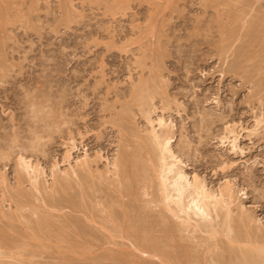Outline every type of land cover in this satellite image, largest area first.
Masks as SVG:
<instances>
[{"label":"rangeland","instance_id":"374dc122","mask_svg":"<svg viewBox=\"0 0 264 264\" xmlns=\"http://www.w3.org/2000/svg\"><path fill=\"white\" fill-rule=\"evenodd\" d=\"M0 10V230L4 234L0 237L6 240L8 236L6 241L14 242L6 243L2 238L5 243H0V264H170L174 249L169 259L166 255L172 248L165 251L166 255L159 253L166 260L158 252L149 251L152 242L148 246L138 243V247L136 236L128 235L129 220L142 214L137 213L138 207L132 211L126 207L131 198L122 197L121 182H116L122 179L118 176L120 168L110 165L125 150L128 155L141 148L139 143L149 138L152 127L161 132L158 118L169 125L166 132L172 139L171 150L189 179L197 177L216 194L230 188L232 226L242 212L253 219L248 220L252 227L264 225V22L260 20H264V0H0ZM137 85L141 87L135 90ZM143 86L146 89L142 90ZM147 86L153 89L147 92ZM150 120L154 121L151 125ZM147 149L140 152L146 171H150L143 175L151 177L142 176L150 178L151 184L148 191L144 188L149 184L138 190L142 198L137 204L159 216L169 211L155 204L158 199L149 202L152 197L147 195L154 196L159 190V166L154 165L157 169L153 171L150 165L158 154L149 155ZM83 157L90 161L91 171L81 166L76 169L75 163ZM147 157L152 158L151 163ZM20 158L36 167V182L31 178L33 173L29 175L19 167ZM153 163L159 165L157 160ZM70 167L77 173H66ZM72 183H76L74 191ZM85 183L96 187L102 183L105 194L98 193L96 187L95 193L92 185ZM103 194L111 196L112 202ZM53 196H58L57 200ZM59 200L64 206L58 204ZM108 200L115 203L112 217L116 216V222L107 217L113 211L112 207L107 210ZM222 210L220 214L226 208ZM155 216L154 220L158 219ZM219 216L215 212L212 215L216 227L206 228V221L194 219L186 230L180 223L178 227L177 221L169 224V228L177 226L176 233H183L178 234L181 240L174 234L181 246L186 245L180 251L182 257L187 248L202 256L198 263L190 257L193 254L184 256L188 261L182 258L186 263L174 257V264H222L207 258L212 252L219 253L220 248L227 253L229 248L235 249L225 254L229 257L232 253L226 264L239 262L234 256L252 247L229 239L223 230L218 234V220L222 222ZM40 217H49L53 227L45 218L41 225L47 222L51 233L44 231L45 225L41 226L43 232L32 230V223ZM100 217L106 220L100 222ZM233 230V235L238 230L236 233L245 239L241 227ZM4 231L11 235L6 236ZM157 232L153 238L160 237ZM225 245L229 247L226 251ZM223 252L220 254L224 257Z\"/></svg>","mask_w":264,"mask_h":264},{"label":"bare ground","instance_id":"6f19581e","mask_svg":"<svg viewBox=\"0 0 264 264\" xmlns=\"http://www.w3.org/2000/svg\"><path fill=\"white\" fill-rule=\"evenodd\" d=\"M0 12H1V10H0ZM3 13V12H2ZM1 13V14H2ZM260 20H262L263 22H264V20L263 19H261L260 18ZM252 22V21H251ZM253 23V22H252ZM255 24V23H254ZM260 24V23H259ZM252 25V24H251ZM258 25V24H257ZM247 26H249V24L247 25ZM1 27V26H0ZM259 27V26H258ZM261 29V28H260ZM254 30H256L255 28L253 29V31ZM248 31V30H247ZM250 31V30H249ZM263 31V30H262ZM252 32V31H251ZM261 32V31H260ZM264 32V31H263ZM262 33V32H261ZM260 33V34H261ZM252 35V34H251ZM254 35V34H253ZM262 35H264V34H262ZM248 36V35H247ZM249 37V36H248ZM255 37V36H254ZM261 37V36H260ZM260 37H258L259 39H260ZM258 38H254L255 39V41L258 39ZM250 40L252 39V38H249ZM252 41V40H251ZM259 41V40H258ZM260 42V41H259ZM259 42H258V44H259ZM261 49V48H260ZM241 50V49H240ZM264 50V49H263ZM262 50V51H263ZM258 51V50H257ZM240 52V51H239ZM258 52H261V51H258ZM243 53H245V51L243 52ZM237 54H238V52H237ZM236 54V55H237ZM158 55V54H157ZM257 55V54H256ZM263 55V54H262ZM239 56V55H238ZM241 56V55H240ZM245 56V55H244ZM158 57V56H157ZM238 58V57H237ZM155 59V58H154ZM157 59V58H156ZM258 59V58H257ZM260 59V58H259ZM238 60H239V58H238ZM157 61V60H156ZM241 61V60H240ZM158 62V61H157ZM155 64V63H154ZM241 64V63H240ZM256 64V63H255ZM239 65V64H238ZM259 65H262L261 63L259 64ZM255 66H257V65H255ZM263 66V65H262ZM2 67V66H1ZM236 67V66H235ZM157 68V67H156ZM255 68V67H254ZM264 68V67H263ZM3 69V68H2ZM257 70H259V68H257ZM155 71V70H154ZM253 71V70H252ZM156 72V71H155ZM247 72H249V71H247ZM253 73V72H252ZM254 73H255V71H254ZM253 73V74H254ZM152 74V73H151ZM1 75V74H0ZM249 76V75H248ZM263 76H264V74H263ZM150 77H151V75H150ZM257 81H258V79H257ZM263 81V80H262ZM262 81H260V82H262ZM147 82V81H146ZM158 82V81H157ZM143 84H144V81L142 82ZM153 83H154V81H153ZM159 83V82H158ZM160 84V83H159ZM260 84V83H259ZM262 84V83H261ZM260 84V85H261ZM142 85V84H141ZM141 85H137L136 87H134V89L136 90L137 88H140L141 87ZM150 85H153L152 83L150 84ZM156 85V84H155ZM158 86V85H157ZM145 86H143V89L142 90H144V89H146V88H144ZM147 87H149V89L147 88V92H149L150 91V89H153V88H150L151 86H147ZM158 89V88H157ZM134 90V91H135ZM149 90V91H148ZM155 90H156V88H155ZM154 90V91H155ZM134 91H132L131 92V94L132 93H134ZM152 92V91H151ZM156 92V91H155ZM158 92H159V90H158ZM138 94H139V96H140V98L139 99H141L142 98V94H140V91L139 92H137ZM130 94V95H131ZM138 94H135L136 95V98H137V95ZM155 94V93H154ZM153 94V95H154ZM144 95V94H143ZM152 95V96H153ZM146 95H144V100L147 102L148 100H146L147 98L145 97ZM149 96H150V94H149ZM134 100H136L135 98H133ZM141 101L142 102V106H144V102L145 101ZM133 101V100H132ZM140 102V101H139ZM146 104V103H145ZM34 105V104H33ZM40 106V105H39ZM141 106V105H140ZM127 107V106H126ZM33 108V107H32ZM42 107H40V108H38V109H41ZM124 109H125V107H123ZM34 109L35 110H38V109H36L35 107H34ZM34 109L32 110V113H35V112H33L34 111ZM127 109V108H126ZM41 110H43V109H41ZM40 110V111H41ZM123 110V109H122ZM128 110V109H127ZM39 111V110H38ZM124 111V110H123ZM122 111V112H123ZM41 112H43V111H41ZM47 113V112H46ZM36 114V113H35ZM38 114V113H37ZM44 114V113H43ZM48 114V113H47ZM51 114V113H50ZM34 115V114H33ZM127 115V114H126ZM37 116V115H36ZM36 116H35V118H36ZM45 116V115H44ZM43 116V117H44ZM52 116V115H51ZM46 117V116H45ZM128 118V117H127ZM39 119V118H38ZM41 119H43V118H41ZM147 119H149V117L147 118ZM158 121V125H157V122H156V125H157V127H159V129H161V132H158V130L156 131L155 129H156V127L154 128V127H152V129H150L151 131H150V134H148L147 136H149V138L148 139H146V140H144L143 141V143H139V144H141V148H142V151H143V148H144V150L145 149H147L146 151H147V153L150 155V154H153L152 156H154V155H156V152H157V154L158 155H156V156H154L153 157V159L152 158H149V157H147V158H149V160H148V163H151L152 161L154 162V161H158V163H159V165L158 164H154L153 162H152V164L150 165V166H153V171L154 170H156L158 167L157 166H159V181H158V185H159V190H158V192L157 193H159V195H156L157 193L155 192V195L154 196H152V195H147V196H150V197H152V199H150V203L152 204V202L154 201V203H155V201L158 199V201L160 202H158V201H156L157 203H159V204H157V203H155L156 205H160V204H162V206H163V208L165 209V210H167V211H169L170 213H172V214H170L169 212H167V213H169L170 215H171V217H175V218H177V220H174L173 218L171 219V217H168V216H170V215H167V213H166V211H164L163 212V210L164 209H160V210H162V212L163 213H161V215H160V213H159V216H158V214H156L157 216H155V215H152L150 212H148V210L146 209V207H144L143 205V207L142 206H140V205H138L137 203H138V198L139 199H141L140 197H138L139 195L137 194L138 193V190L140 189H142L141 187H145L147 184H149V187L147 188V187H145L144 189L145 190H149V188H150V184H151V179L150 178H148V177H143V176H145V175H147V174H145V175H143V173L146 171V168H145V166L143 165V163H145V160H141V158H143V156H142V154L141 153H143L142 151H141V148H138V147H140L139 145H137L136 146V144L137 143H135V147L136 148H138V150L136 151V149H134L136 152H133V150H131L132 152H130V153H132V154H124V152L126 153V151L127 150H125L124 152H123V154L121 153L120 154V158H118V160H116V162L114 161V163L113 164H110L111 166L113 165L114 166V168H120V172L118 171V173H120L118 176H121V178L122 179H120L119 178V180H116V182L117 183H119V181L121 182V187L123 188L120 192L121 193H124L123 194V196L122 197H124V195H126V196H129L130 198H131V202H130V204H124V205H126V207L129 209H131V211L133 210V209H135L136 207H138V211H140V212H137V213H140V214H142V216H138V218L136 217L138 214L135 212V210H134V212L137 214H134V215H136V216H134V215H132V216H134L135 218H134V220H133V218H132V220H129V226L128 227H126V229H127V232L129 233H131V235L132 236H136V238L138 239L136 242H135V244L138 246V247H140L139 245H140V243L141 244H143V246H148L149 244H151L150 242H152V244H151V249L149 250V251H153L152 253H154L155 254V252H156V254H157V252H158V254L157 255H159V253L161 252V253H164L165 255H166V252L168 251L167 249H170V248H172V250L170 251V253L168 252L167 253V258L170 256H173V251L175 250V254H174V257H171V258H174V259H176V260H182V262H184V263H186V261L185 260H187V258H185L184 256H186V257H189V255H191V254H193V256H195L196 254H195V250L193 251L191 248V251L190 252H192V253H190L188 250V248L186 249V252H185V254H183V257H182V255H181V253H180V251H181V249H182V246H181V244L179 243V242H177L179 239H180V236L178 235V234H183L180 230V233H176L177 231L176 230H178V228H176L177 226L178 227H189V225H190V221L192 220V219H194L193 221H195V222H197V221H199V220H202V221H206L205 223H208L207 225H209V226H206V228L207 227H216V225H214V224H216V223H213L211 220H212V215H213V213L215 212V216L216 217H218L219 215L221 216L222 215V222H221V219H219L218 221L220 222H218V224H217V226L219 227H217L216 228V230L217 229H219L218 231H220L219 233H218V231L216 232V233H218V234H223L222 232H221V230H223L224 231V233L225 234H227V237H229V239H231L232 238V240L233 241H240V242H245V243H247V244H249L252 248H249V249H243V250H240V253L238 254V257L235 255L234 256V254H233V256L235 257V259L237 258L238 259V261L239 262H237L238 264L240 263V264H264V225H259L260 227H255V226H251V225H249L251 222H252V220H251V217H248L249 215L248 214H246V215H248L247 217H246V215H245V212H242L243 214H239L240 216L238 217L239 218V220L236 222V223H241L240 224V226H239V224H236V223H234V221H233V223H234V226H232V222H230L231 221V218L229 217V210H228V207H229V205L232 203L231 202V199H232V196H231V190H230V188H228V187H226L227 189H222V191L218 194H216V192L214 193V191L212 192V191H209V189L206 187V185L202 182V181H199L198 180V178L197 177H194V178H192V179H189L188 178V176L186 175V173H185V171L182 169V167H181V162H180V160L177 158V156H175V154L173 153V151L171 150V141H172V139H171V136H169L168 134H167V132L166 131H168V128L167 127H169V125L168 126H166V122H164L163 121V119L161 118H158L157 119ZM46 121V120H45ZM48 121V120H47ZM51 122V121H50ZM153 122L154 121H152V123H151V120H150V125L151 124H153ZM45 123V122H44ZM123 123H125V122H123ZM166 123V124H165ZM155 125V126H156ZM171 129H169V131H170ZM134 130H130V131H128L129 133H132ZM148 133H149V131H148ZM170 133V132H169ZM139 134V133H138ZM146 135V134H145ZM138 136V135H137ZM147 136H145L143 139H145ZM139 138V137H138ZM140 139V138H139ZM143 139H141V140H143ZM233 140H235V138L233 139ZM129 141H130V139H129ZM138 141V140H137ZM128 142V141H127ZM132 142V141H131ZM142 142V141H141ZM130 145V144H129ZM133 145V144H132ZM131 145V146H132ZM143 145V146H142ZM153 146V148H154V150L151 148L150 149V147H152ZM233 145V144H232ZM133 149V148H132ZM129 151V150H128ZM149 151V152H148ZM141 152V153H140ZM151 152V153H150ZM147 154V155H148ZM140 155L142 156V157H140ZM146 155V156H147ZM84 157H86V156H84ZM83 157V158H84ZM151 159H152V161H151ZM146 160V161H147ZM89 161V160H88ZM87 161V159L86 158H84V159H80V161L78 160V162L77 163H75L76 164V169H78V167L79 166H81L80 168H85V169H83V170H87L88 168V170L87 171H91V167H89V163H90V161L88 162ZM142 161H144V162H142ZM19 167H21V169L22 170H24L25 172H27V173H29V175H31L30 173H33L32 175H34V176H36L35 174H34V172H35V169H36V167L34 168L32 165H31V163L30 162H28V161H26L25 159H23V158H20L19 159ZM111 163V162H110ZM148 165V164H147ZM154 165L157 167H154ZM91 166V165H90ZM74 167H75V165H74ZM74 167H70L71 169L69 170V171H67L66 173H69V175H71V172H72V174L74 175L75 173H77L76 171V169L74 168ZM87 168V169H86ZM113 168V167H112ZM113 168V169H114ZM156 168V169H155ZM20 169V168H19ZM115 170V169H114ZM18 171V170H17ZM37 171V170H36ZM79 171H80V169H79ZM19 172V171H18ZM17 172V173H18ZM38 172V171H37ZM108 172H110V170L108 171ZM146 172H150V171H146ZM22 173H24L23 171H22ZM27 173H25V174H27ZM113 173H114V171H113ZM152 173V172H151ZM81 174H83V173H81ZM114 174H116L115 176H117V173H114ZM78 176H79V172H78V174H77ZM88 175V174H87ZM143 175V176H142ZM149 175V174H148ZM147 175V176H148ZM151 175V174H150ZM149 175V176H150ZM20 176V175H19ZM23 176V175H22ZM34 176H30L32 179H35V180H33L34 182H36V179H38L37 178V176L36 177H34ZM83 176H86V175H83ZM100 176H101V174H100ZM99 176V177H100ZM104 176V175H103ZM38 177H39V175H38ZM70 177V176H69ZM80 177V176H79ZM82 177V176H81ZM92 177V176H91ZM96 177H97V175H96ZM102 177V176H101ZM101 177H100V179H101ZM151 177V176H150ZM62 178H64V177H62ZM88 178V177H87ZM118 178V177H117ZM22 179V178H21ZM31 179V180H32ZM82 179H84V178H82ZM81 179V180H82ZM91 179H93V178H91ZM80 180V181H81ZM85 180H87L86 178H85ZM89 180H90V178H89ZM114 180V179H113ZM82 181H84V180H82ZM109 181V180H108ZM33 182V183H34ZM56 182H58L59 183V179L56 181ZM65 182V181H64ZM86 182V181H85ZM89 183H90V181H88ZM93 182V181H92ZM105 182H107V181H105ZM154 182V181H153ZM57 183V184H58ZM63 183V182H62ZM68 183V182H67ZM78 183V182H77ZM80 183V182H79ZM109 182H107V184L106 185H109L108 184ZM39 184V183H38ZM37 184V185H38ZM54 184V183H53ZM65 184V183H64ZM73 184V183H72ZM71 184V185H72ZM74 184H76V183H74ZM74 184L72 185V190L75 188L74 187ZM104 184V183H103ZM34 185H36V183L34 184ZM42 185V184H41ZM66 185V184H65ZM70 185V186H71ZM82 186H84L83 184H81ZM85 185H86V183H85ZM87 185H92L91 187H90V189L92 188L93 190H94V192L95 193H97L98 191L99 192H104L103 190H102V187H100L101 185H102V183H101V185L100 186H98V184H96L97 185V187L96 186H94V184L92 183V184H88L87 183ZM86 185V186H87ZM68 186V185H67ZM117 186H120V184H118ZM155 186H156V184H155ZM66 187V186H65ZM85 187V186H84ZM89 187H86V188H89ZM95 187H96V190H97V192L95 191ZM98 187H100V188H98ZM152 187V186H151ZM224 187V186H223ZM37 188V187H36ZM39 188V187H38ZM38 188H37V190H38ZM60 188H62V187H60ZM67 188H69V187H67ZM85 188V189H86ZM104 188V187H103ZM116 188V187H115ZM119 188V187H118ZM40 190H41V187L39 188ZM56 189V188H55ZM54 189V190H55ZM70 189V188H69ZM77 189V188H76ZM76 189H75V191H76ZM82 189V188H81ZM80 189V190H81ZM109 189V188H108ZM144 189H142V190H144ZM44 190V189H43ZM58 190V189H57ZM62 190V189H61ZM63 190H65V188H63ZM62 190V191H63ZM71 190V189H70ZM84 190V189H83ZM92 190V191H93ZM118 190V189H117ZM139 190V191H140ZM224 190V191H223ZM46 191V190H45ZM74 191V190H73ZM78 191V190H77ZM76 191V192H77ZM84 191H86V190H84ZM91 191V190H90ZM106 191H107V189H106ZM108 191H110V190H108ZM156 191V190H155ZM41 192V191H40ZM55 192H56V194H57V191L55 190ZM59 192V191H58ZM65 192H67L68 193V191H65ZM75 192V193H76ZM80 192V191H79ZM78 192V193H79ZM98 192V193H99ZM111 192H113V193H115L114 191H113V189H112V191ZM111 192H110V194H111ZM119 192V191H118ZM73 193V192H72ZM77 193V194H78ZM82 193V192H81ZM80 193V194H81ZM93 193V192H92ZM142 193V192H141ZM149 193H151V192H149ZM148 193V194H149ZM154 193V192H153ZM46 194V193H45ZM87 194V193H86ZM90 194V193H89ZM104 194H105V192H104ZM103 194V196L105 197V195ZM107 194H108V192H107ZM139 194H140V192H139ZM59 195H62V194H59ZM58 195V196H59ZM68 194H65V196H67ZM96 195V194H95ZM95 195L93 196V197H95ZM102 194L100 193V196H101ZM118 195V194H117ZM121 195V194H120ZM140 195H142V194H140ZM21 196V195H20ZM25 196H27V194H25ZM48 196H50V195H48ZM52 196V195H51ZM58 196H55V197H58ZM64 196V195H63ZM97 196V195H96ZM109 196V195H108ZM108 196H106L105 198H107ZM112 196H114L113 194H112ZM143 196H145L144 194H143ZM46 197H47V195H46ZM54 196H53V199H55V200H57L56 198H55ZM62 197V196H61ZM92 196H91V198H93ZM99 197V196H98ZM110 197V199H111V196H109ZM117 196H115V198H116ZM19 197H17L16 199H18ZM63 198H65V197H63ZM80 198H82V197H80ZM113 198V197H112ZM59 199H61V198H59ZM69 199V197H67V200ZM71 199V198H70ZM74 199V198H73ZM72 199V200H73ZM83 200H84V197L82 198ZM98 199V198H97ZM50 200V199H49ZM66 200V199H65ZM67 200L66 201H64V202H67ZM72 200L70 201V203L72 202ZM94 200V199H93ZM147 200V199H146ZM23 201H25V203H26V200H23ZM28 201V200H27ZM63 201H61V202H63ZM76 201V200H75ZM94 201H96V200H94ZM109 201V200H108ZM152 201V202H151ZM53 202H55V201H52V203ZM60 202V200L58 201V204H60L59 203ZM69 202V201H68ZM92 202V201H91ZM105 202L107 203V201L105 200ZM110 202V201H109ZM111 202H112V199H111ZM111 202H110V204H111ZM114 202V201H113ZM118 202H120V201H118ZM128 201H126V203H127ZM147 202V201H146ZM149 202H147V203H149ZM22 203V202H21ZM78 203V202H77ZM87 203H89V202H87ZM55 204V203H54ZM63 204H65V203H63ZM75 205H76V203H74ZM73 204V205H74ZM96 204V203H95ZM95 204H92V205H95ZM105 204V203H104ZM108 205V207H107V210H110V208L112 207V210L113 211H109L110 213H108V215H107V217H109V218H111L112 216H114V215H112V212H113V214H114V212H115V208L116 207H113V205L115 206V203H113V205L111 204V205ZM119 203H117V206H118V209H119V205H118ZM122 204V203H121ZM25 205V204H24ZM51 205V204H50ZM53 205V204H52ZM56 205V204H55ZM55 205H54V208H55ZM62 204H60V206H61ZM66 205V204H65ZM67 205H68V203H67ZM74 205V206H75ZM84 205H85V202H84ZM22 206V205H21ZM59 206V207H60ZM62 206H64V205H62ZM97 206V205H96ZM23 207V206H22ZM126 207L124 206V208H125V210H128V209H126ZM135 207V208H134ZM89 208V207H88ZM114 208V209H113ZM133 208V209H132ZM150 208V207H149ZM224 208H226V211H225V213H219L220 211H223L222 209H224ZM87 209V208H86ZM151 209V208H150ZM34 210V209H33ZM90 210V208L89 209H87V211H89ZM104 210V209H103ZM153 210V209H152ZM92 211H93V209H92ZM91 211V212H92ZM119 211V210H118ZM136 211H137V209H136ZM150 211V210H149ZM154 211V210H153ZM241 211L242 210H240L239 212L241 213ZM39 212H41L40 210H39ZM94 212V211H93ZM108 212V211H107ZM125 212V214H124V217H125V215H127L126 214V211H124ZM36 213H38V212H36L35 211V214ZM43 213V212H42ZM123 213V212H122ZM156 213V212H155ZM166 213V215H162V214H165ZM39 214V213H38ZM44 214V213H43ZM117 214V213H116ZM131 214V213H130ZM154 214V213H153ZM23 215V214H22ZM40 215V214H39ZM49 215V214H48ZM51 215V214H50ZM50 215H49V217H50ZM110 215V216H109ZM119 215V214H118ZM121 215V214H120ZM120 215H119V217H120ZM149 215H151V216H149ZM11 216H13V215H11ZM11 216H10V218H11ZM26 216H28V214L26 215ZM46 216V215H45ZM131 216V217H132ZM158 217V219H156V220H154V218L153 217ZM166 216V217H165ZM219 216V217H220ZM13 217H15V216H13ZM19 217V216H18ZM32 217V216H31ZM30 217V218H31ZM49 217H40L39 219H36V221H38V220H40V223H36L35 224V222L36 221H34V223H32V228H34V229H32L33 231L36 229L37 231H42L43 232V229H45L47 226H46V224H47V222H48V224L50 225V227H53V223H50L49 221L50 220H52V221H54V220H56V219H51V217H50V220H48V218ZM67 217V216H66ZM116 217V216H115ZM115 217L112 219L111 218V220H113V222H116V221H114V219H115ZM118 216H117V218H119ZM129 217V216H128ZM128 217L126 216V218L128 219ZM170 218V219H168V218ZM38 218V217H37ZM42 218V219H41ZM44 218L45 219H47L46 221L47 222H45V224H43V225H45L44 226V228L42 229L41 228V226L43 227V225H41L42 223H44ZM64 218V217H63ZM70 218V217H69ZM125 218V219H126ZM153 218V219H152ZM178 218H180L181 219V222H178ZM237 218V219H238ZM99 219H101L100 220V222H102V219L103 218H99ZM121 219V218H120ZM126 219V220H127ZM131 219V218H130ZM28 220V219H27ZM44 220V221H43ZM72 220V219H71ZM79 220V219H78ZM103 220H106V218L105 219H103ZM110 220V221H111ZM125 220V222H127ZM248 220H250V221H248ZM24 221V220H23ZM26 221V220H25ZM31 221H33V220H31ZM51 221V222H52ZM68 221V220H67ZM124 221V220H123ZM170 221H173V222H170ZM176 221H177V223H176ZM180 221V220H179ZM240 221V222H239ZM29 222H30V220H29ZM42 222V223H41ZM54 222H56V221H54ZM73 222H74V220H73ZM72 222V223H73ZM79 222V221H78ZM112 222V221H111ZM112 222V223H113ZM62 223V222H61ZM71 223V224H72ZM77 223V222H76ZM83 223V222H82ZM103 223H106V222H104L103 221ZM120 222H118V224H119ZM170 223H172V224H174V223H176V225L178 224V223H180V226H179V224L176 226V225H174L173 226V228L172 227H170L169 228V224ZM212 223V224H211ZM230 223H231V225H230ZM9 224V223H8ZM12 224V223H11ZM28 224H30V223H28ZM35 224V225H34ZM47 224V225H48ZM74 224V223H73ZM123 224H124V222H123ZM210 224L212 225V226H210ZM5 225V224H4ZM24 225H26L27 226V223L26 224H24ZM77 225V224H76ZM85 225V224H84ZM83 225V226H84ZM109 225H111V224H109ZM204 225H206V224H204ZM203 225V227H205ZM237 227H241V230H242V232H241V230H240V232L241 233H243V236L245 237V239L243 240L242 238V236H240V234L238 235V233H236V232H238V230H236L235 231V234L233 235L232 233H234V230L233 229H235L236 228V226ZM255 225V224H254ZM58 226H60V225H58ZM58 226H56V228L55 229H57V227ZM63 226H64V224H63ZM62 226V227H63ZM68 225H66V227H67ZM82 226V227H83ZM87 226V225H86ZM105 226H106V224H105ZM107 226H108V224H107ZM168 226V228L170 229V230H172V231H167L166 229L167 228H165V227H167ZM3 227V226H2ZM21 227V226H20ZM23 227V226H22ZM30 227V226H29ZM50 227L49 228H46L44 231H47V233L49 232L48 230H50ZM71 226H69V228H70ZM154 227H157V228H154ZM232 227H234V228H232ZM255 227V228H254ZM5 228V227H4ZM59 228H61V227H59ZM79 228V227H78ZM85 228V227H84ZM87 228V227H86ZM90 228V227H89ZM109 228H111V227H109ZM112 228H113V226H112ZM115 228H117V230L119 229L117 226L115 227ZM184 228H182V230L184 229ZM187 228H185V230L187 229ZM18 229V228H17ZM48 229V230H47ZM53 229V228H52ZM76 229H77V227H76ZM76 229H72L73 230V232H75V234H76V232H78V231H74V230H76ZM80 229H82L81 227H80ZM156 230L157 229V231H155V232H153L152 230ZM159 229V230H158ZM181 229V228H180ZM213 229H215V228H213ZM4 230V229H3ZM7 230V229H6ZM61 230V229H60ZM59 230V231H60ZM78 230V229H77ZM87 230V229H86ZM114 230H116V229H114ZM129 230V231H128ZM185 230H183L184 232H185ZM216 230H214V231H216ZM10 231H12V230H10ZM15 231V230H14ZM18 231V233H19V230H17ZM50 231H52V230H50ZM56 231V230H55ZM54 231V232H55ZM59 231H57L58 233H59ZM82 231H84V229L82 230ZM82 231H81V233H82ZM119 231V230H118ZM123 231H124V229H123ZM135 232V233H138V234H140V235H138V234H136L135 235V233H132V232ZM0 232H1V235L0 236H4V234H2L3 233V231H2V229L0 230ZM8 231H4V233H7ZM25 232V231H24ZM53 232V234H57V235H59L58 233H54ZM64 232V231H63ZM84 232H86V231H84ZM152 232H153V234L155 235V233L157 232V237L160 235V237H158L157 239L155 238V236H154V238L152 237L153 236V234H152ZM160 232V233H159ZM239 232V233H240ZM49 233H51V232H49ZM80 233V232H79ZM130 233L128 234V235H130ZM159 233V234H158ZM177 234V238L179 237V239L177 240L176 238H175V235ZM228 233L230 234V236L228 235ZM9 233H7V234H5L6 236L8 235ZM25 234V233H24ZM40 234V233H39ZM38 234V235H39ZM66 234V233H65ZM86 234H87V232H86ZM134 234V235H133ZM152 234V235H151ZM175 234V235H174ZM9 235H11V233L9 234ZM13 235H14V232H13ZM17 235V234H16ZM19 235H21V234H19ZM34 235H36V233H34ZM33 235V238L35 237ZM61 235H62V233H61ZM80 235V234H79ZM232 235V236H231ZM238 235V236H237ZM5 236V237H6ZM25 236V235H24ZM51 236V235H50ZM86 236V235H85ZM10 237V236H9ZM22 237H23V234H22ZM37 237V236H36ZM152 237V238H151ZM174 237V238H173ZM183 237V236H182ZM231 237V238H230ZM3 238V237H2ZM2 238L0 237V241L2 240ZM7 238H8V236L6 237V240H7ZM13 238H14V236H13ZM16 238V237H15ZM38 238V237H37ZM39 238H40V236H39ZM54 238V237H53ZM56 238H57V236H56ZM10 239V238H9ZM72 239V238H71ZM176 241H174V240ZM3 240L4 241H6L5 240V238H3ZM2 240V241H3ZM39 240V239H38ZM56 240V239H55ZM58 240V239H57ZM73 240V239H72ZM71 240V241H72ZM181 240V239H180ZM2 241L0 242L2 245H3V243H5V242H3L2 243ZM9 241H12L11 239L10 240H8V241H6V243H8ZM18 241V240H17ZM22 241V240H21ZM68 240H66V242H67ZM70 241V240H69ZM231 241V240H230ZM13 242V241H12ZM12 242H9L10 244L12 243ZM61 242H63V241H61ZM74 242V241H73ZM172 242H174V243H178V245L180 244V247L181 248H179V246H176V244H173V246H171V243ZM14 243V242H13ZM23 243H25V242H23ZM138 243H139V245H138ZM0 244V245H1ZM9 244V245H10ZM15 244H18V243H15ZM21 244V243H20ZM258 244H262L263 246L262 247H260ZM4 245H6V244H4ZM7 246L6 248H9L10 246ZM22 245V244H21ZM20 245V246H21ZM73 245V244H72ZM72 245H71V247H72ZM175 245V246H174ZM222 245H224V244H222ZM222 245L220 246V247H222ZM16 246V245H15ZM74 246V245H73ZM187 246H191V245H187ZM216 246V245H215ZM142 247V246H141ZM186 247V245H184L183 246V248H185ZM210 247H212V246H210ZM210 247H208V248H206L207 250L208 249H212V248H210ZM1 248V247H0ZM5 248V247H4ZM179 250H178V249ZM229 247H227L226 248V245H225V247L223 248V250L224 251H226L227 249H228ZM174 249V250H173ZM145 249H143V251H144ZM148 250H147V252H148ZM183 250V249H182ZM206 250V252H208ZM221 250V248L219 249V253H214V252H212V254L214 253V255H212L211 253H209V254H211V256H213V257H211L210 255V257H207V258H213V261L215 260V261H219V262H221L222 264H226V260L229 262L231 259H232V257H231V255H232V253H234L235 252V249L234 250H231V248H229L227 251H228V253L231 251L232 253L230 254V256L228 257V256H226L225 257V254L226 255H228V253L227 252H223L222 250ZM146 251V250H145ZM166 251V252H165ZM187 251L190 253H187ZM199 251V250H198ZM211 251V250H210ZM236 251H239V250H236ZM172 252V253H171ZM182 252V251H181ZM199 252H201V250L199 251ZM220 252H223V255H224V257L222 256V254H220ZM202 253V252H201ZM169 254V255H168ZM170 254H172V255H170ZM195 254V255H194ZM235 254H237V253H235ZM156 255V256H157ZM165 255H162L163 256V258L164 259H166V257H164ZM188 255V256H187ZM198 255H199V257H197V255L195 256V257H193V256H190V257H192V259L194 258V259H196L195 261H197L196 263H198V260L197 259H199V261L200 262H202V260H200L201 259V257L202 256H200L201 254H199L198 253ZM161 255H159V257H162ZM207 256V255H206ZM197 257V258H196ZM171 258L169 259V260H171ZM182 258H184V259H182ZM229 258H231L230 260H229ZM168 259H166V260H168ZM226 259V260H225ZM236 259V260H237ZM168 260V262L170 263V264H174V262H172V260L171 261H169ZM184 260V261H183ZM189 260V259H188ZM187 260V261H188ZM191 260V259H190ZM205 260H207V259H205ZM224 260V261H223ZM180 261H176V263L175 264H178L177 262H179L180 264L182 263V262H180ZM208 261V260H207ZM233 261H235L234 260V258H233ZM190 262V261H189ZM192 262L193 261H191V264H192ZM209 262V261H208ZM227 262V263H228ZM183 263V264H184ZM233 263H235V262H233ZM236 263V264H237ZM188 264V263H187Z\"/></svg>","mask_w":264,"mask_h":264}]
</instances>
